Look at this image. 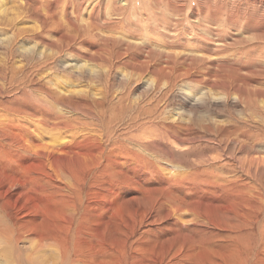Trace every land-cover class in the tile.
Listing matches in <instances>:
<instances>
[{
  "label": "bare ground",
  "instance_id": "1",
  "mask_svg": "<svg viewBox=\"0 0 264 264\" xmlns=\"http://www.w3.org/2000/svg\"><path fill=\"white\" fill-rule=\"evenodd\" d=\"M17 1L22 4L11 5L7 0H0V76H2L0 79L3 81L0 82V193L3 194L6 190L4 201L2 200L0 204V215L6 216L1 223L8 227L9 238L16 242L26 238L25 240H29L36 248H40L46 242L50 243L61 251L62 264H264V250L261 251V255L257 254V257L261 259H253L252 256L249 259L242 257L243 252H248V249L253 248L252 243H247L250 240L249 236L243 240V232L247 230L252 233L255 224L253 215L257 214L259 209L257 208L259 199L250 182L243 183L244 179L225 181L223 176L212 174V169L210 175L216 174L217 176H212L213 179L199 180L197 178L198 175L201 177L197 174L199 169L198 172L192 170L188 172L182 166L163 162L161 158L158 160L154 152L148 153V145L143 148L144 144L136 143L138 147H135V145L126 143L127 141H122L125 139L124 135L128 134L132 127L153 122L160 123L171 139L181 144L196 140L201 130H198L197 123L192 119L188 121L179 115L183 123L171 124L167 121L171 116H166L170 106L167 101L164 103L162 98L151 93L152 96L146 99L137 98L133 99L138 100L137 102H131V90L121 88L122 91H118L115 97L117 102L114 107L115 112L108 119L107 125L102 124L92 129H85L75 127V122L73 123L68 118L55 117L54 111L49 109L51 106L35 102L24 95L17 96L16 88L20 84L32 82L34 75L45 73L48 75L55 72L59 67L60 57L65 53L64 48H71L72 44L78 41L80 30L83 31L84 36L98 35L97 31L103 28V22L108 21L106 15L108 9L105 7L109 5V2V10L111 8L121 10L126 0H53L51 2L48 0H9L10 3ZM159 1L153 0L154 6L158 5ZM165 1L171 5L177 4L175 6L178 8L177 11H183L181 16H186L188 19L191 17L188 13L184 14V9L186 10V6H192L194 0ZM195 1L196 5L204 8H210L209 4L212 2L215 5L220 3L219 7L228 3L242 4L241 0ZM190 3L193 4L190 5ZM260 3L264 5V0ZM90 6L91 10L88 11L87 16L88 26L81 28L78 22L80 15ZM11 8L15 11L10 12ZM20 8L21 11L17 12ZM26 15H32L40 22L38 28L29 29L18 26V19ZM177 15L180 16V14ZM170 17V20L174 18V16ZM136 18L138 16L133 19ZM175 18L178 20V16ZM67 27H69L68 31ZM49 35H53L55 39L50 40ZM22 36L27 38L33 36L38 40L36 44L43 48L38 58L31 51L21 47L22 45H18ZM121 36L125 38L123 34ZM127 47L130 48L129 44ZM76 51L80 52V50ZM45 52L53 53L45 54ZM90 52L88 55L91 54ZM17 58H20L22 63L18 64ZM78 64L80 63L77 62ZM96 76L94 72H91L90 80L97 81ZM42 80L45 81V79ZM157 83L158 81L155 84ZM157 89L158 87L154 88L155 93ZM52 91L59 93L57 88ZM3 93L9 98L4 103L1 102ZM195 105L196 101H186L177 110L179 113L191 112ZM201 127L205 128L202 124ZM55 129L63 131L57 132L54 142H45L44 133ZM228 131L232 134L236 130L228 128ZM150 140L167 150L161 141ZM167 147H170V141ZM171 158L173 161V157ZM180 160H182L181 157ZM257 174H260L259 170ZM88 180H92L91 189L79 198V209L76 211L71 204L66 205V203H71L73 193L83 191V185ZM10 204L18 216L17 225L12 222L13 216L7 218V214L12 215L8 208ZM60 204H63L65 208H60ZM238 217L247 222H240L237 220ZM260 233H264V230ZM210 235L212 238L217 237L214 239L217 241L210 240V243H206ZM218 241L222 243L221 248L209 246L211 243L212 246L215 243L218 244ZM128 248L131 249L130 255L133 253L130 259L127 255Z\"/></svg>",
  "mask_w": 264,
  "mask_h": 264
},
{
  "label": "rangeland",
  "instance_id": "2",
  "mask_svg": "<svg viewBox=\"0 0 264 264\" xmlns=\"http://www.w3.org/2000/svg\"><path fill=\"white\" fill-rule=\"evenodd\" d=\"M48 1L51 2L53 0ZM164 1L165 0H160L159 4L154 6L153 3L155 1L153 2V0H126L121 10H113V8L109 10V2V5L105 7V9H108L106 12L109 13L106 14L108 16V21L106 23L103 22L104 26L102 25L103 28L97 31L98 35L84 36L83 31L80 30V35L77 37L78 41L76 40L71 48H64L65 53L60 57V61H58L59 67L56 68L55 72L48 75L46 73L44 75H34L32 77V82L20 84V86L16 88L17 96L24 95L33 99L35 102L44 103L48 107L51 106L49 109L54 111L55 117L62 119L68 118L73 123L75 122V127L85 129H92V127L102 126V124L103 126L107 125L108 119H110V116H113L115 112L114 107L117 103L115 100L118 94L117 92L122 91L124 88L131 90V102H137L138 100H133L137 98L146 99L152 96V94L162 98L161 100L164 103L167 101L170 106L168 107L166 116L171 115L167 121L171 122V124L183 123L179 115L184 119H188V121L192 119L193 122L197 123L198 130H201L196 140L191 143L181 144L175 141V139H171L167 130L164 127L162 128L160 123L153 122L132 127L128 134L124 135L123 138L125 139L122 141H127L126 143L133 146L135 145V147H138L136 143L144 144L143 148H146L148 145L150 148V150L147 148L148 153L152 154L154 152L158 160L161 158L163 162L177 164L184 167L188 172L191 170L193 172H198L199 169L197 173L201 175V177H199V175L197 176L199 180H207L208 178L213 179V177L220 175L224 177L225 181L244 179L243 183L250 182L256 190L255 195L257 199H259L257 208L259 209L258 213L253 215V223L255 222V224L252 233H249L247 230H245V233L243 232V240L249 236L248 238L250 240H248L247 243H252L253 248L248 249V252H243L242 257L249 259V257L252 256L253 259H261L257 257V254L261 255V251L264 250V233H260L264 230V5L260 3L261 0H241L242 4L228 3L222 5V7H219L220 3L215 5L212 2L209 4L211 5L210 8H204L203 6L199 7V5H196V1L194 0V4L190 3V5L193 4L192 6H186V10L184 9V14L186 15V13H188V16H191L188 19L186 16H181L183 11H177L178 8L175 7L177 4L171 5ZM245 1L246 3H244ZM7 2L11 5L22 4L19 1L10 3L9 0H7ZM134 3H136L135 6ZM170 7L172 8L170 9ZM15 8L18 7L15 6ZM89 10H91V6L87 7V11L82 12L80 15L78 22L81 28L82 26H88L89 21L87 20V16ZM163 10L166 11V13H164ZM9 11L12 12L15 10L11 8ZM20 11L21 8L17 10V12ZM162 12L164 16L161 15ZM177 14H180V16ZM135 15L138 16V18L133 19L136 17ZM158 15L160 17H158ZM170 16H172V18L174 16V20H170ZM177 16L178 20L175 18ZM237 18L239 20H237ZM168 19L172 22V25ZM143 21L144 23H142ZM207 21L210 22V24ZM17 24L21 27L36 29L40 25V22L32 17V15H26L19 18ZM226 28H228V30ZM68 29L69 27H67V31ZM122 34L125 38L121 36ZM197 34L199 36H197ZM112 36H114V38ZM48 37L50 40L55 39L53 35H49ZM34 38L33 36L28 38L22 36L19 39L20 42H18V45H22L21 47L31 51L35 54V57L38 58V54L43 48L36 44L38 40ZM124 39L127 42H125ZM129 41L130 43H128ZM128 44L130 48L127 47ZM76 50H80L82 53L80 54V52ZM89 52L91 54L88 55ZM50 53L53 52H45V54ZM17 59L18 64L22 63L20 58ZM77 62L80 64L77 65ZM84 64L86 66L88 64L89 66L87 67L89 68ZM139 64L142 65L140 66ZM103 67L105 69H103ZM232 67L236 68L234 69ZM141 68L143 71L145 70L144 73H142L143 71ZM151 69H153V71ZM91 72L97 75L96 77L98 78H95L97 81L92 82L90 80ZM153 72L155 73L153 74ZM159 73H162L161 75L163 77H161ZM142 75H144V77ZM42 79H45V81ZM128 81L131 82L129 83ZM156 81H158L157 85L155 84ZM0 82H3L2 79H0ZM72 84L74 85L72 86ZM156 87H158V89L155 93L154 88ZM56 88L59 93H54L52 91ZM62 88L63 90H61ZM107 88L110 89L107 90ZM164 94L166 95L164 96ZM1 98L2 103L9 99L5 97L4 93ZM186 101H196V105L191 112L179 113L177 110L178 107ZM87 104L89 106H87ZM81 106L82 108H80ZM58 113L61 114L59 115ZM201 124L205 128H200ZM239 124L240 126H238ZM228 128L231 130L235 129L236 131L231 134ZM247 128H250V130H247ZM58 131L60 133V131L62 132L63 130L55 129L49 130L48 133H44V141L48 143H51V141L54 142ZM149 139L161 141V144L164 143L167 150L156 143H152ZM169 141L171 148L167 147ZM171 157H173V161H171ZM180 157L182 160H180ZM258 164L259 166H257ZM252 165L256 167L254 168ZM211 169L213 170L212 174L216 173L217 175H212V177L210 175ZM258 170L260 173L259 175L257 174ZM205 175L207 177H205ZM239 175L241 176L239 177ZM91 182L92 180L86 181V184L83 185V191L73 193L72 201H70L71 203H66V205L71 204V207L77 211L80 206L79 198L91 189ZM5 191L6 190H4V192ZM4 192L3 194L0 193V204L4 201ZM62 207L65 208L63 204H60V208ZM8 208L12 215L7 214V218L13 216L11 218L12 222L17 225L18 216L16 211L12 209L11 204ZM4 218H6L4 214L0 215V223L5 220ZM138 219H140V217ZM237 220L240 222H247V220L241 217H238ZM7 229V226L2 223L0 224V264H62L63 256L55 245L56 249L53 245L46 242L40 248H36L29 240H25L26 238H22L16 242L14 239L9 238ZM255 237L257 238L255 239ZM214 239H217V237L212 238L210 235L206 243H210V240L212 242L217 241ZM209 246L221 248L222 243L218 241V244L215 243V245L212 246L211 243ZM128 251L127 255L130 259L133 253L130 255V248H128ZM223 261L225 262L224 259Z\"/></svg>",
  "mask_w": 264,
  "mask_h": 264
}]
</instances>
